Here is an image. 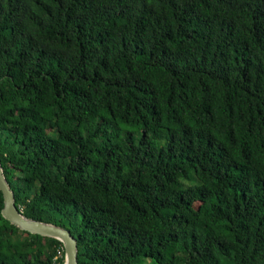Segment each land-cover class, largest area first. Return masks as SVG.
I'll return each instance as SVG.
<instances>
[{
  "label": "trees",
  "instance_id": "obj_1",
  "mask_svg": "<svg viewBox=\"0 0 264 264\" xmlns=\"http://www.w3.org/2000/svg\"><path fill=\"white\" fill-rule=\"evenodd\" d=\"M0 164L79 264H264V0H0ZM3 208L0 264L65 263Z\"/></svg>",
  "mask_w": 264,
  "mask_h": 264
},
{
  "label": "water",
  "instance_id": "obj_2",
  "mask_svg": "<svg viewBox=\"0 0 264 264\" xmlns=\"http://www.w3.org/2000/svg\"><path fill=\"white\" fill-rule=\"evenodd\" d=\"M0 191L3 195L4 208L2 216L11 224L15 225L22 231L41 235L43 237H50L61 241L65 249V263L64 264H79L78 263V247L77 240L72 236L68 229L33 220L27 218L17 208L15 202V195L4 175L3 168L0 164Z\"/></svg>",
  "mask_w": 264,
  "mask_h": 264
},
{
  "label": "rangeland",
  "instance_id": "obj_3",
  "mask_svg": "<svg viewBox=\"0 0 264 264\" xmlns=\"http://www.w3.org/2000/svg\"><path fill=\"white\" fill-rule=\"evenodd\" d=\"M109 131H117L121 137H124L126 134L130 133L134 136V140L136 143L140 141L141 138H143V131L139 130L137 127L131 126V125H124L117 123V125L108 127ZM153 144L155 147H161L163 145V141H153Z\"/></svg>",
  "mask_w": 264,
  "mask_h": 264
}]
</instances>
